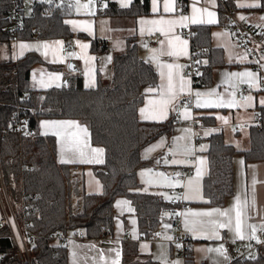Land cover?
<instances>
[{"label":"crops","instance_id":"0c3cea01","mask_svg":"<svg viewBox=\"0 0 264 264\" xmlns=\"http://www.w3.org/2000/svg\"><path fill=\"white\" fill-rule=\"evenodd\" d=\"M101 1L102 7L97 5L96 11L89 3L76 0L68 2L69 15L64 19L65 23L75 35L84 33L86 37L45 40L16 38L10 41L8 56L3 57L0 51L1 58L16 60L27 51L33 50L39 53L46 63L58 66L56 70L46 69L47 67L41 65L34 68L29 76V86L32 90L60 86L64 79L72 76H80L82 85L90 88L96 85L98 72L101 80L104 76H111L112 56L122 53L128 46L129 39L134 38L139 56L153 65L158 77L155 86L145 89L143 103L138 108L139 118L143 121L162 122L173 116L172 109L177 102L188 99L191 103L190 107H183L179 116L175 117L179 118L180 123L174 125L170 134L157 137L141 150L142 158H155L153 166L138 173L141 190L175 204L181 202L182 205H177L176 212L181 217L182 233L193 239V264H201L204 259H207L208 264H228L242 251H247L251 242L264 243V161L245 162L241 154L234 155L232 196L221 207L202 203L205 201L202 179L207 173V138L215 132H222L225 142L237 150L249 148L248 126L258 122L256 106H264L261 102V96H264V55L258 59V69H254L243 48L233 41L229 27L219 24L218 8L223 0H185V7L177 0H148V13L136 18L104 16L101 10L108 0ZM109 1L125 8L132 0ZM83 6H86L87 10H82ZM230 10L238 21L258 26L264 41V11L260 9V0H232ZM209 13L213 15L209 16ZM185 17L187 19H184ZM161 20L175 23H142ZM193 20L197 22L194 23ZM210 20L213 22L210 23ZM200 24L212 26L211 44L222 50L225 63L213 69L212 82L207 87L195 85L192 77L185 75L191 58V46L190 39L181 31L183 28ZM157 28H163L164 32L157 31ZM151 37H155L154 46L148 43ZM93 39L105 44V50L98 59L90 51V42ZM21 45L26 47L22 50ZM84 45L87 47H83ZM62 47L66 50L62 51ZM169 51L175 52L176 55L161 54ZM167 65H172V68L169 69ZM170 71L174 95L167 92ZM246 71L255 74L254 81L247 76L232 75ZM213 90L216 95L212 99H234L235 106L196 107V94ZM161 93L163 98L169 101L166 105L161 104ZM249 96L252 99L245 103L242 97ZM141 110H144L143 114ZM162 110L166 112L163 117L159 115ZM201 115L214 116L215 125H202L198 119ZM64 122H72L73 126L68 127ZM39 132L55 137L57 161L73 165L74 173L83 179L87 194L101 192V182L94 175L91 166L101 163L95 160H103V153L97 157V154L92 152V149L101 148L91 145L86 126L77 120L42 119L39 122ZM79 151L84 152L83 159L79 156ZM88 160L93 162L89 163ZM184 166L191 168V174L181 185L176 181L175 175ZM178 187H181L182 191L176 194L174 190ZM73 200L75 202L76 199ZM237 204L241 213L240 231L243 238L236 234ZM217 210L228 212V216H220ZM167 212L169 214L170 211ZM205 212L213 214L191 215ZM114 213L115 221L111 235L97 239L68 235V264H114V261L116 264H123V242H136V254L129 253L127 256L132 257V262L185 264V261L175 256L179 244L174 239L168 215L162 216L158 230L153 234L155 239H143L139 236L136 217L127 199L115 200ZM2 216L0 204V219ZM229 218L232 221L230 227H218ZM186 221L190 226L193 221L199 222L195 225L194 232L186 229ZM258 232L261 234L258 235ZM218 248L222 249V252L209 251Z\"/></svg>","mask_w":264,"mask_h":264},{"label":"trees","instance_id":"16d2710c","mask_svg":"<svg viewBox=\"0 0 264 264\" xmlns=\"http://www.w3.org/2000/svg\"><path fill=\"white\" fill-rule=\"evenodd\" d=\"M14 0H0V51L13 38L29 40L86 37L71 32L64 19L69 15L68 2L53 9L48 0L36 3L23 17L22 27L10 30L8 14ZM181 6L185 7L184 4ZM232 0L219 3V24L225 25L224 9ZM264 11V0H260ZM148 13V0H132L128 7L107 1L101 14L113 17H134ZM211 25L192 27L190 36L191 63L197 72L193 83L211 85L213 69L223 66V52L211 44ZM134 38L126 49L112 56L111 84H105L98 72L94 87L86 88L80 76L67 79V84L43 90L29 86L31 71L37 66L50 70L57 65L46 63L36 51L30 50L11 60L0 55V162L8 202L28 246L32 264H68L67 247L52 235H74L79 230L84 238L97 239L113 233L114 202L127 199L136 217L139 236L149 239L158 230L165 211H176L177 204L141 190L138 173L154 165L155 158H142L141 150L161 135H168L175 118L162 122L143 121L138 108L143 103L145 89L157 84V71L142 59ZM105 44L93 39L90 51L98 56ZM27 99L23 100L22 97ZM258 122L248 126L249 148L237 150L224 140L222 132L207 138V173L202 179L205 204L221 207L233 194V157L241 154L245 162L264 161V106H256ZM28 117V134L9 130L10 124ZM42 119L77 120L87 127L92 146L103 150V160L92 165L94 175L102 185L100 193L87 194L81 176L73 165L56 159L53 135L41 134ZM204 126H214L212 115H201ZM33 131V134L31 132ZM73 198L75 204L73 203ZM74 204V205H73ZM122 263L132 262L129 253L136 254V242H123ZM0 264H21L7 224L0 225ZM185 264H193L191 248L186 250ZM144 264H153L150 261ZM228 264H264V243L250 258L234 257Z\"/></svg>","mask_w":264,"mask_h":264},{"label":"built area","instance_id":"2783aa9c","mask_svg":"<svg viewBox=\"0 0 264 264\" xmlns=\"http://www.w3.org/2000/svg\"><path fill=\"white\" fill-rule=\"evenodd\" d=\"M41 1L43 0H33L26 6L24 0H14V5L8 14L10 30L12 32H16L20 30L22 27V21L24 15L30 13L32 11L33 6L36 3H40ZM48 1L52 3L53 9H55L57 5L65 2H69L70 0H48ZM95 1L97 2L99 8L102 7L101 0H95ZM177 1L181 4H184L185 2V0H177ZM222 14L225 18V26L229 27L233 41L237 43L241 48H243L245 52V56L250 62L251 66L254 69H258L259 67L258 59L260 56L264 55V41L262 39L260 28L253 24L243 23L238 21L235 18L232 10L230 9H224ZM181 33L190 39V36L194 33V30L191 27H186L182 29ZM148 43L150 46H154L155 37H151ZM61 50L65 51L66 48L62 47ZM196 72H197V67L196 65L191 63V59H190V63L188 64V67L185 70V75L191 76ZM22 99L25 100L27 99V97L24 96L22 97ZM190 104L191 103L188 99L177 102L172 109V115L174 116V118L179 116L181 109L183 107H190L191 106ZM27 122H28V117L26 115H23L20 121L15 120L12 124H10L9 130L17 133L20 136L26 135L28 134ZM179 123H180L179 118L178 119L175 118V124H179ZM190 174H191V168L188 166H184L175 175V179L179 184L182 185L185 182L186 177ZM181 191H182L181 187L177 188V193H181ZM0 204L3 211V218L0 219V225L7 224L16 248V252L21 261V264H32L28 246L25 242L24 237L21 234L16 217L8 202V198L6 195V190L3 182L2 171H1V162H0ZM177 205L180 206L182 204L181 202H178ZM168 220H169L170 228L175 234L176 241L181 246L179 250H176L175 256L184 261L186 256V250L192 247L193 239L182 233L181 217L176 211L169 212ZM260 234L261 233L258 232V235ZM52 237L54 238V240H56L57 242H59L61 245L64 246L67 245L69 239L67 235L61 236L60 234H54L52 235ZM74 237L84 238V232L82 230H79L76 234H74ZM151 238L155 239V235H152ZM259 245L260 244L258 243L251 242L249 244L248 250L242 251L239 257L242 259L252 257ZM201 264H208L207 259H204L201 262Z\"/></svg>","mask_w":264,"mask_h":264},{"label":"snow or ice","instance_id":"6c2138e0","mask_svg":"<svg viewBox=\"0 0 264 264\" xmlns=\"http://www.w3.org/2000/svg\"><path fill=\"white\" fill-rule=\"evenodd\" d=\"M122 6H126V5H122ZM252 6H256V5H252ZM166 11L168 10V7L166 6ZM209 16H212L213 14L212 13H209L208 14ZM184 19H187L186 17ZM241 19H243V17H241ZM193 22H197L195 20H193ZM210 23L213 22V21H209ZM142 23H146V24H152V25H157V24H173L175 23V21H145V22H142ZM157 31H160L161 33L164 32V29L163 28H157L156 29ZM143 31V30H142ZM149 31H151V29H149ZM21 49L23 50V48L26 47V45H21L20 46ZM83 47H87V45H84ZM161 54H167L169 56H172V55H176L175 52L173 51H169L167 53H161ZM110 59V58H109ZM167 67L169 69L172 68V65H167ZM163 75V74H162ZM232 75L234 76H247L250 78L251 81H254L255 80V74L252 73V72H243V73H233ZM173 88H174V85H173V82H172V73L171 71L169 72L168 74V85H167V92L170 94V95H174V92H173ZM181 91H183V87L181 88ZM216 94H215V90L211 91V92H208V93H204V94H201V93H197L196 96H197V99H196V107H223V106H228V107H233L235 106L236 104V101L233 99V100H228V101H225L223 100L222 98H216V99H212V97H214ZM161 97H162V100H161V104L162 105H166L169 101L164 99L163 98V93H161ZM252 98L249 96V97H242V100L247 103L248 101H250ZM264 103V102H262ZM142 111V114H143V111L144 110H141ZM161 117L165 116L166 115V112L165 111H161L160 114H159ZM66 126L68 127H72L73 124L72 122H64ZM59 133H57L58 135ZM92 152L97 154V157L101 156L102 153H103V150L102 149H92ZM84 152L83 151H79V156L83 159L84 158ZM62 162H67V161H63ZM87 162L91 163L93 162V160H88ZM95 162H102V160H99L98 158L95 160ZM173 163H175V161H173ZM243 163V162H241ZM150 171V170H149ZM199 175V172L197 173ZM160 175H163V174H160ZM189 184H191V181H189ZM185 198H188V197H185ZM217 213L220 215V216H228V212H220L219 210H217ZM213 213H210V212H205V213H191L192 216H211ZM240 209H239V204H237V211H236V234L238 236H240V238H243L242 234H241V220H240ZM231 218H229L227 220V222L225 223H221L218 225V227H230L231 225ZM199 223L198 221H193L191 223V226L189 225V223L186 221L185 222V227L187 230L189 231H195L196 228H195V225ZM169 239H171L169 237ZM179 246V245H178ZM209 251H217V252H222V249H209ZM117 257L119 256V252L116 253ZM114 264H116V262L114 261ZM176 264H179V262H176Z\"/></svg>","mask_w":264,"mask_h":264},{"label":"rangeland","instance_id":"374dc122","mask_svg":"<svg viewBox=\"0 0 264 264\" xmlns=\"http://www.w3.org/2000/svg\"><path fill=\"white\" fill-rule=\"evenodd\" d=\"M33 0H24V2H25V5L27 6L30 2H32ZM73 1V0H72ZM75 1V0H74ZM76 1H80V2H82V3H89V4H91L93 7H94V9H95V11H96V9H97V3L95 2V1H91V0H76ZM82 10H87V7L86 6H83L82 8H81ZM244 23V22H243ZM11 41V40H10ZM9 44H10V42L8 43V44H5V45H3L2 47H1V55L3 56V57H6V56H8V47H9ZM191 59V58H190ZM190 63V62H189ZM45 67V66H44ZM46 68V67H45ZM46 69H48V68H46ZM65 80V79H64ZM64 80H63V82H64ZM102 81H103V83H105V84H108V85H110L111 84V80H110V77H103V79H102ZM63 82H62V84H63ZM261 98H262V101L261 102H264V96H261ZM264 105V104H263ZM179 188V187H178ZM174 192L177 194V189H175L174 190ZM73 203H74V200H73ZM75 204V203H74ZM73 204V205H74ZM167 215H168V212L167 211H165L164 213H163V216L165 217H167ZM2 218H3V216H2ZM174 236H175V234H174ZM174 239H175V241H176V237H174ZM177 242V241H176ZM178 243V242H177ZM179 244V243H178ZM177 249L176 250H179L180 248H181V246H180V244H179V246L177 245ZM182 260V259H181Z\"/></svg>","mask_w":264,"mask_h":264},{"label":"water","instance_id":"95a60500","mask_svg":"<svg viewBox=\"0 0 264 264\" xmlns=\"http://www.w3.org/2000/svg\"><path fill=\"white\" fill-rule=\"evenodd\" d=\"M67 84V79L64 80L63 85ZM31 134H33V131L31 132Z\"/></svg>","mask_w":264,"mask_h":264}]
</instances>
